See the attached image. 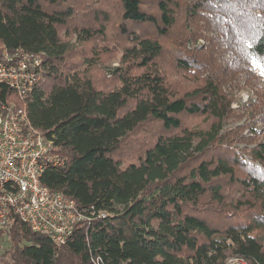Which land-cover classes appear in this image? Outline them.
<instances>
[{
	"label": "trees",
	"instance_id": "1",
	"mask_svg": "<svg viewBox=\"0 0 264 264\" xmlns=\"http://www.w3.org/2000/svg\"><path fill=\"white\" fill-rule=\"evenodd\" d=\"M148 9L0 0V56L21 48L42 64L25 99L0 84V102L25 108L66 158L40 182L88 218L62 245L21 221L0 231L3 264H264V132L251 128L259 168L223 146L244 137L224 130L237 115L228 87L252 89L237 113L264 124V0ZM105 54L119 63L98 79ZM184 80L193 86L180 91Z\"/></svg>",
	"mask_w": 264,
	"mask_h": 264
},
{
	"label": "built area",
	"instance_id": "2",
	"mask_svg": "<svg viewBox=\"0 0 264 264\" xmlns=\"http://www.w3.org/2000/svg\"><path fill=\"white\" fill-rule=\"evenodd\" d=\"M41 73L39 55L21 48L1 50L0 84L18 98L25 99L32 92ZM65 160L52 140L30 124L25 108L0 102V231L21 221L62 245L78 222L88 220L73 199L40 182L46 168L61 166Z\"/></svg>",
	"mask_w": 264,
	"mask_h": 264
},
{
	"label": "rangeland",
	"instance_id": "3",
	"mask_svg": "<svg viewBox=\"0 0 264 264\" xmlns=\"http://www.w3.org/2000/svg\"><path fill=\"white\" fill-rule=\"evenodd\" d=\"M152 1L153 0H143L144 8H147V10H149L148 8L149 7L151 8ZM98 6L105 7V4H101V3L99 4L98 3ZM117 6L118 5H116V7L115 6L114 7L116 9H118ZM198 43L203 44L204 40L199 39ZM198 43H196V44L199 45ZM190 46H192V45H190ZM192 47H190V48H192ZM97 49L98 48H96L95 51ZM98 53H99V51H96L95 55L97 56ZM78 57L80 58L79 53H78ZM118 63H119L118 59H115V58L111 59L110 57H107L106 54L100 55V58H99L98 62L96 63V69L93 70V73H94V75L99 76L98 79H100L104 76V73H106V71H107L106 67L108 65L116 66V65H118ZM168 71H170V70H167V72ZM260 76H261V74H260ZM178 79H180V78L175 77L173 75H170L168 78L169 81L173 82L172 84H174L175 81H178ZM181 83H182L181 84L182 86L180 88V91L188 90V89L192 88V86H193V83L190 81L184 80V81H181ZM225 92L228 95L232 96V101H231L230 107L232 108L233 111L236 112L237 115L235 117H231V119H229V121L224 126V130L234 129L237 126H242V128H243L242 135H244V137L241 139H238V140L235 139V141L231 145L225 143V144H223V146L231 149L233 151V153H235L236 155L241 157L243 162L253 164L259 168L260 166L251 160V158L248 154V150L253 146V140L251 141V139L254 137H250V135H252L251 133H253L251 128H256L257 132H259V134H262L264 132L263 121L259 120V115H256L253 118H248L246 120V118H247L246 115H243L241 113H237V111H239V109H240L239 106L241 104L248 102V100H250V98L253 96L252 95V93H253L252 89H250L249 87L247 88L246 86L243 85V83H241L239 88L228 87ZM190 119H192L195 123H201L202 122L201 117L190 118ZM192 120H190V122H192ZM63 158H65V157L63 156ZM3 253H4L3 248H0V264H3L2 260H1V258H4ZM236 260L237 259H234V258L231 259L230 258V259H228V262L233 261V264L240 263L238 260L237 261Z\"/></svg>",
	"mask_w": 264,
	"mask_h": 264
},
{
	"label": "snow or ice",
	"instance_id": "4",
	"mask_svg": "<svg viewBox=\"0 0 264 264\" xmlns=\"http://www.w3.org/2000/svg\"><path fill=\"white\" fill-rule=\"evenodd\" d=\"M253 63H257L255 60ZM260 67H261V74L264 75V62H260Z\"/></svg>",
	"mask_w": 264,
	"mask_h": 264
}]
</instances>
